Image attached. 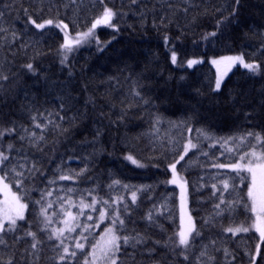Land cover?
<instances>
[{
  "label": "trees",
  "instance_id": "1",
  "mask_svg": "<svg viewBox=\"0 0 264 264\" xmlns=\"http://www.w3.org/2000/svg\"><path fill=\"white\" fill-rule=\"evenodd\" d=\"M105 7L116 13V28L95 29L64 63L62 34L29 22H62L73 36L89 29ZM0 28V77H6L0 78V130L14 128L0 139V150L26 165L20 188L10 172L6 182L27 205L21 227L0 233V264H91V248L107 226L120 237L144 239L135 248L121 239L117 264H264V239L258 248L253 230L250 175L230 167L252 145L264 150L254 138L239 141L248 132L264 136V0H0ZM229 55H242L260 71L235 66L214 90L207 60ZM197 58L203 62L182 66ZM29 133L44 137L39 147L31 146ZM187 141L196 147L176 165L187 192L179 219L168 166ZM33 163L39 172L27 171ZM114 180L120 184L110 188ZM94 199L109 214L101 226L86 211L73 237L49 238L69 203ZM48 213L51 223L44 222ZM117 215L123 227L114 225ZM182 218L185 228H195L186 249L177 247ZM241 225L249 231H226ZM72 238H81L83 249Z\"/></svg>",
  "mask_w": 264,
  "mask_h": 264
},
{
  "label": "snow or ice",
  "instance_id": "2",
  "mask_svg": "<svg viewBox=\"0 0 264 264\" xmlns=\"http://www.w3.org/2000/svg\"><path fill=\"white\" fill-rule=\"evenodd\" d=\"M103 0H101V3ZM240 0H236L237 5L239 4ZM132 3H136V0H132ZM233 14H235V10H233ZM116 13L108 8L105 7L103 10V13L92 23L91 28L85 32L78 34L77 38H73L69 35L67 31V25L62 23H55V27L60 28L64 31V42L61 45V51L64 53L63 58L61 60V63H64V61L68 58V53H71L75 47L80 46L82 43H84L89 37L93 36L95 29L98 26H106V27H112L113 29L116 28L115 25L112 24V20L115 17ZM29 22L32 23L37 29H44L48 25H53V20H47L44 23H36L34 20H32L31 17H29ZM4 29L0 28V31H3ZM210 35L215 36L216 33H210ZM167 39V38H166ZM207 39V37H205ZM97 43L99 44V40H97ZM172 63H177V58L175 53H173L172 57ZM227 63L230 66L239 64L246 68L250 73L257 74L260 71V66L254 63H248L245 61L244 57L242 55L237 56H226L222 57L220 60H213L212 63L214 65H219L221 63ZM200 63V61L196 59H191L187 62L188 67L191 68L193 65ZM29 71H34L33 66L31 64H28L25 66ZM226 75V73H224ZM6 79V77H0ZM222 82V75H218L215 88L216 90H219L221 87ZM136 95H139V93H134ZM34 121L36 117L32 118ZM35 127L41 128L43 130L41 124H35ZM14 131V128H7L0 130V139L3 138L5 135H10ZM27 131V129L25 130ZM100 132L97 131V137H99ZM249 138H254L257 142V144L261 147V149H264V136L260 134H254L252 132H248L246 136L239 137L240 143L249 142ZM21 139H25V137H21ZM27 139L29 140L32 147H39V143L44 139L43 136H37L36 133H29ZM235 139V138H234ZM256 146L252 145V151L251 152H245L244 154L240 155L239 161L232 164L230 167L232 170L236 171L237 173L241 171H247L252 176V183L251 186L248 189V196L252 201V207L251 210L253 213H257V206H259V212L264 213V150H262L259 154L256 152ZM8 150L12 151L14 150V145L9 143L8 144ZM196 145L192 144L190 141L188 144L185 145L184 148V154L186 155L190 148H195ZM19 151V150H17ZM231 151V149H229ZM127 160H129L132 164H134L136 167H143L144 165L139 162L137 159H135L133 156L129 155L125 157ZM26 159V158H25ZM184 159V155L180 156V159L175 161V163L170 165V169L172 171V179L167 181V183L170 184H177V186L181 187L182 192V206L185 200L184 197V187L183 183H181V178L177 172L176 165L180 163V160ZM247 161L246 163H244ZM217 167H225L223 164L216 165ZM26 165L25 163L17 160L15 163H12L9 159V155L3 151L0 150V173H4L3 175H0V192H3L5 199L2 202V206H0V233L5 232H15L18 230L21 225L17 223V221H22L25 219L24 217V209L27 207L25 203L21 202V197L15 193H13L10 188L9 184L6 182L9 179V176L7 173H12L17 177L15 185L17 188H20L23 185V179L25 178V169ZM7 170V171H5ZM88 169L84 168L81 169L77 175H83L84 172H86ZM27 171L29 173L39 172L40 169L36 167L35 163L32 164L31 167L27 168ZM70 177L67 175H61L60 179H69ZM243 179V177L241 178ZM120 184L119 181H113L112 185H109V187H113L115 185ZM125 188H127V185H124ZM229 185L227 182L224 183V188L228 189ZM48 195H51L49 192ZM132 202L133 204L136 203L137 196L136 192L134 191L132 193ZM118 202H123L120 200V198H117ZM39 203V201L37 202ZM97 201L94 199L91 205H84V207H92L95 209V204ZM105 204H108V201H104ZM221 203H224L223 200H221ZM51 206V205H49ZM217 208H219V205H216ZM247 207V205H245ZM46 209L41 206V215H44ZM125 211H128V205L125 204ZM71 215V214H69ZM105 215H109L106 213V211L101 210V219L105 217ZM74 218V217H73ZM47 217L45 216V220L47 221ZM89 219H91V216H89ZM149 222H153V216L151 213L148 214L146 217ZM191 220V217H189V221ZM50 222V221H49ZM118 222L121 227L125 224V221L119 216L114 217V225ZM67 223V222H66ZM7 225V227H6ZM69 231L73 230L71 228L67 229ZM256 230L260 233L261 238L264 239V216L257 215V225ZM64 229L59 230L58 234L54 233V236H50L49 238H59L60 235L63 234ZM195 231L194 226L190 225L189 227L185 228L183 225V218H182V225L180 231L176 233L178 237V244L177 247H183L187 248L190 244V236ZM226 231L231 232L233 235H236L239 232H248L249 228L245 226H237L235 228L229 227L226 229ZM27 235L32 236L35 239V234L32 232H28ZM196 235H199L198 232H196ZM123 240L124 246H131L135 248L136 245L141 244L144 242L143 237H141L139 234L136 236H123L120 237L116 234V231L114 230V227H110L106 229V238H102L101 241L97 242V245L94 246L93 250V261L92 264H96L97 259H107L109 261V264H117V253L120 251L121 244L119 243L120 240ZM4 241L0 239V243H3ZM32 247L35 249L36 243H33ZM77 248L83 249L84 245L81 243H77ZM97 249L101 253V256L97 257L96 251ZM64 252L68 254V248H64ZM72 256H75L76 253L72 252L70 253ZM203 255V253H202ZM61 259H64L62 256ZM185 259H187V256H185ZM10 264V262H9ZM85 264H88V261H85Z\"/></svg>",
  "mask_w": 264,
  "mask_h": 264
},
{
  "label": "rangeland",
  "instance_id": "3",
  "mask_svg": "<svg viewBox=\"0 0 264 264\" xmlns=\"http://www.w3.org/2000/svg\"><path fill=\"white\" fill-rule=\"evenodd\" d=\"M44 23V22H43ZM55 23H62V22H54V24L53 25H48V26H46V27H54V28H56L61 34H62V36H63V42H64V31L63 30H61L60 28H57V27H55ZM62 24H64V23H62ZM101 26H103V25H101ZM100 26H98L97 28H99ZM91 28V27H90ZM89 28V29H90ZM96 28V29H97ZM89 29H87L86 31H84V32H82V33H85V32H87ZM78 34H80V33H78ZM78 34H76V35H73V36H71V37H73V38H77L78 37ZM83 44V43H82ZM172 53L170 54V59H171V57H172ZM229 56H237V55H229ZM222 57H226V56H222ZM222 57H217V58H210V59H208L207 61H208V64L211 66V68H213V70H214V72H215V83H214V90H216V88H215V84H216V80H217V77H218V75H222V82H221V86H222V84H223V82H224V80L227 78V76H228V74L231 72V70L235 67V66H240L241 68H243V69H246V68H244L243 66H241V65H239V64H235V65H232V66H230L229 67V65L225 62V63H221V64H219V65H214L213 63H212V61L213 60H220ZM189 60H191V59H189ZM188 60V61H189ZM196 60H198V61H200V63L201 62H203V58H197ZM188 61H185L184 63H183V65L182 66H185V67H187V68H189L188 67V64H187V62ZM171 63H172V59H171ZM173 64V63H172ZM197 64H199V63H197ZM173 65H177V63L176 64H173ZM196 65V64H195ZM195 65H193L192 67H194ZM191 67V68H192ZM247 70V69H246ZM224 73H226V75H224ZM221 88V87H220ZM189 143V141H187L186 142V144H188ZM185 144V145H186ZM185 148V147H184ZM191 149V148H190ZM189 149V150H190ZM189 152V151H188ZM187 152V153H188ZM256 152H257V154H259L260 153V151H258V150H256ZM181 155H184L185 156V154H184V150L182 151V153H181ZM180 155V156H181ZM180 159V157L178 158V160ZM247 161H245L244 163H246ZM168 170L170 171V180H171V177H172V171H171V169H170V165L168 166ZM249 175H250V186H251V183H252V176H251V174L249 173ZM181 178V177H180ZM181 183H183V187H184V189H185V191H184V193H186V196H187V192H186V186H185V183H184V181L181 179ZM171 186H174L176 189H177V196H178V207H179V219L182 217V203H181V195H182V192H181V189L180 188H178L179 186H177V184H171ZM177 186V187H176ZM9 188H10V186H9ZM10 190L12 191V189L10 188ZM13 192V191H12ZM14 193V192H13ZM4 199H5V196H4V194H3V192H0V206H2V202L4 201ZM187 199V198H186ZM22 202V201H21ZM92 202H93V200L91 201V202H89V204H86V203H69L65 208H64V211H63V213H64V215L62 216V218L61 219H59L57 222H56V225L54 226V229H53V236H54V233H57L58 234V232H59V230H61V229H64V231H63V234L62 235H60L59 236V238H57L60 242H63V241H61V240H66L68 237H73L72 235H73V233H74V231H75V229H76V227H77V225H78V223H79V221L81 220V218H83V216L85 215V212L86 211H89V213H91V214H89L88 216H87V218L89 219V216H91V219L90 220H92V223H93V225L97 228V227H99V226H101L104 222H105V217H106V215H105V217L103 218V219H101V210H104L105 211V209H104V207H102V206H98V205H96L95 204V209H93L92 207H84V205H91L92 204ZM23 203V202H22ZM88 203V202H87ZM251 203H252V201H251ZM181 206V207H180ZM186 206H187V200H186ZM24 213H25V209H24ZM69 214H71V215H69ZM252 214H253V230H254V232L257 234V236H258V248H259V246H260V243L262 242V238H261V235H260V233L256 230V225H257V215H261V216H264V213H260L259 212V206H257V213H253L252 212ZM48 219H47V221L45 220V218H44V222L46 223V222H49V223H51L52 221H51V219H52V217H53V215H52V213H48V214H46L45 215ZM44 216V217H45ZM190 216V215H189ZM74 217V218H73ZM188 219L189 218H185V220L186 221H184V225L185 226H187V225H189L188 224ZM19 221H17V223H18ZM67 222V223H66ZM6 227H7V225H6ZM110 227H112V226H107L105 229H104V231H103V233L100 235V237H99V239L96 241V243L93 245V247L91 248V251H90V261H91V264H92V261H93V250H94V246H96L97 245V242L98 241H101L102 240V238H106V229H108V228H110ZM69 228H71V229H73V230H71V231H69V230H67V229H69ZM71 239V238H70ZM73 239V238H72ZM77 243H81V244H83L84 245V243H83V240L81 239V238H75V239H73V245H74V247L75 248H77L76 247V245H77ZM65 247H67L68 248V251H69V247L68 246H65ZM64 247V248H65ZM96 255H97V257H99V256H101V253L99 252V250L97 249V251H96ZM96 264H109V261L107 260V259H97V261H96Z\"/></svg>",
  "mask_w": 264,
  "mask_h": 264
}]
</instances>
